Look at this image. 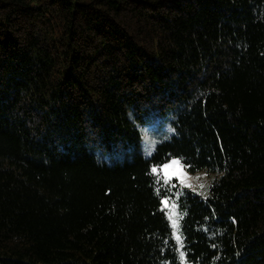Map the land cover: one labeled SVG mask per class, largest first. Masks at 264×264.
<instances>
[{"label": "trees", "instance_id": "obj_1", "mask_svg": "<svg viewBox=\"0 0 264 264\" xmlns=\"http://www.w3.org/2000/svg\"><path fill=\"white\" fill-rule=\"evenodd\" d=\"M170 196L187 264H264V0H0V264H181Z\"/></svg>", "mask_w": 264, "mask_h": 264}, {"label": "rangeland", "instance_id": "obj_2", "mask_svg": "<svg viewBox=\"0 0 264 264\" xmlns=\"http://www.w3.org/2000/svg\"><path fill=\"white\" fill-rule=\"evenodd\" d=\"M172 120H173V116L171 114H167L165 118H162L159 115H153L147 118L145 124L137 126L141 136L140 148L145 157H150L159 143L168 141L171 138V136L173 135ZM95 155L97 158L104 160L109 164L113 162V160L106 152L96 151ZM172 160H179V159L172 158L166 164L170 163ZM162 167L163 165L157 169H161ZM177 167L178 166H174L173 168H170L168 170V174L172 176V178L170 179L169 183H165V184L170 185L173 184V181H177L178 187L187 188L199 195L207 196L210 185H212L213 182H215V180L218 178L217 175L209 174L204 170L198 171L196 173H191L188 172L186 168L181 170V172L186 173V175H181L180 178H177L175 175H172L177 171ZM158 176L162 177L165 182V173L163 171L159 172ZM181 179L185 181V184L191 185V187H186L184 184H181L180 182ZM201 184L204 185L203 188L200 187ZM166 199L169 201V204L172 203L176 204L175 196H170L167 197ZM165 210L168 213L170 209L165 208ZM176 211L178 212V209H176ZM180 251L182 250L180 249Z\"/></svg>", "mask_w": 264, "mask_h": 264}, {"label": "snow or ice", "instance_id": "obj_3", "mask_svg": "<svg viewBox=\"0 0 264 264\" xmlns=\"http://www.w3.org/2000/svg\"><path fill=\"white\" fill-rule=\"evenodd\" d=\"M174 166H178V167H177V171L175 173H173L172 175H175L177 178H180L181 175H186V173L181 172V170L184 169L186 166L181 164V162L179 160H172L170 163L163 165V167L161 169H157L154 167L151 169V173L153 175H158L159 172L163 171L165 173V183H169L172 176H170L168 174V170L170 168H173ZM157 182H159V180ZM180 182H181V184H184L186 187H191V185L185 184V181L183 179H181ZM172 186L175 187V185H172ZM200 187L203 188L204 185L201 184ZM161 203L163 205V208L161 209L162 211L165 208L170 209L169 212L166 213V215H167V217L171 223V227L173 229L171 235L175 239L176 244L178 245L179 249H183L184 240H183L182 232L180 231L179 221L183 219L184 214L178 213L176 211L177 205L175 203L169 204V201L167 199L162 200ZM180 260H181V264H187V261L185 259V252H183V251H180Z\"/></svg>", "mask_w": 264, "mask_h": 264}, {"label": "built area", "instance_id": "obj_4", "mask_svg": "<svg viewBox=\"0 0 264 264\" xmlns=\"http://www.w3.org/2000/svg\"><path fill=\"white\" fill-rule=\"evenodd\" d=\"M200 197H201V198H203V199H205V198H206V196H204V195H200Z\"/></svg>", "mask_w": 264, "mask_h": 264}]
</instances>
